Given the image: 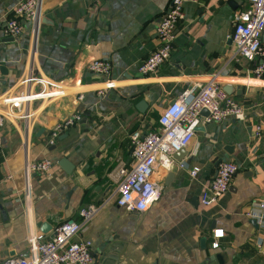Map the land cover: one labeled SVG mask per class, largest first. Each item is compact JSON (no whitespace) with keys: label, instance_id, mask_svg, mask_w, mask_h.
Returning a JSON list of instances; mask_svg holds the SVG:
<instances>
[{"label":"crops","instance_id":"crops-1","mask_svg":"<svg viewBox=\"0 0 264 264\" xmlns=\"http://www.w3.org/2000/svg\"><path fill=\"white\" fill-rule=\"evenodd\" d=\"M19 1L0 0V114L1 99L29 72L60 82L66 94L32 103L31 119L7 120L0 129V261L27 257L31 234L79 224V210L94 206L99 211L77 237L91 242L93 264H264V229L246 217L264 201V78H252V64L234 56L229 38L245 1L184 0L171 56L147 76L137 67L158 46L155 28L171 0H37L36 18L12 38L5 22ZM97 59L111 64L116 85L104 94L97 91L105 79L87 71ZM211 78L245 120L197 128L184 157L156 169L161 195L145 213L117 207L114 175L133 165L131 133L156 130L166 106ZM140 101L144 113L136 109ZM74 115L80 120L53 138V129ZM63 158L70 173L58 165ZM220 159L237 172L218 202L203 207L201 193ZM43 160L52 164L48 174L29 172V164ZM183 164L198 167L197 176ZM217 229L224 235L213 249Z\"/></svg>","mask_w":264,"mask_h":264},{"label":"built area","instance_id":"built-area-1","mask_svg":"<svg viewBox=\"0 0 264 264\" xmlns=\"http://www.w3.org/2000/svg\"><path fill=\"white\" fill-rule=\"evenodd\" d=\"M245 3L233 16V29L229 36L234 56L252 64L250 73L254 79L264 78V0H244ZM184 0H171L169 7L160 17L155 28L158 46L137 67L140 76L151 75L165 64L172 53L176 29L179 22L185 19ZM37 0H21L10 8L11 16L5 22L4 33L8 37L18 38L23 33V22L31 21L37 16ZM87 71L105 81L99 94L113 90L115 81L111 78L112 67L108 61L93 60ZM66 94V88L58 81L43 75L29 72L20 80L19 88L1 99L4 111L0 114V129L5 122L29 120L34 113L30 110L32 103L55 99ZM82 99V95H78ZM206 110L207 115H201ZM232 118L242 122L246 115L242 107L228 96L214 78L201 83L189 85L172 104L166 106L157 119L158 128L142 133L133 131L130 135L131 158L133 165L127 169L120 166L116 169L115 180L117 207L127 212L145 213L160 198L161 191L154 181L157 168L169 169L175 160L173 156L184 149L188 140L199 127L221 123ZM80 120L74 115L58 124L52 137L71 128ZM260 127L256 128V135ZM29 172L48 174L52 168L50 161L34 162L28 166ZM181 167L187 168L186 165ZM190 177L199 172L198 167L188 169ZM237 166L232 162H221L212 180L206 185L200 196L203 207H209L228 191ZM99 209L94 206L81 208L78 216L80 223L67 221L55 228L51 236L32 235L27 239L28 256L6 259L0 264H93L91 242L78 239L82 224L93 219ZM246 217L254 220L264 229V201L258 203V210H250ZM224 235L223 230L213 232L211 247L217 249L218 239Z\"/></svg>","mask_w":264,"mask_h":264},{"label":"water","instance_id":"water-1","mask_svg":"<svg viewBox=\"0 0 264 264\" xmlns=\"http://www.w3.org/2000/svg\"><path fill=\"white\" fill-rule=\"evenodd\" d=\"M226 92V90H224ZM227 93V92H226ZM174 102V101H173ZM173 102H171L170 104H172ZM147 108V105L143 102V101H140L137 105H136V109L140 112V113H144L145 110ZM201 115H204L206 116L207 115V111L206 110H202L201 111ZM197 130V129H196ZM184 157V149H181L179 150L174 156H173V159L175 161H180L182 158ZM221 162V159L218 160V163ZM58 165L66 172V173H70L73 169V166L66 160V159H61L59 162H58ZM173 177V173L170 172L168 174V177H167V181L169 179H171ZM253 223H255V221H253ZM256 224V223H255ZM48 225L47 224H43L42 227H41V231L42 232H47V229H48Z\"/></svg>","mask_w":264,"mask_h":264}]
</instances>
